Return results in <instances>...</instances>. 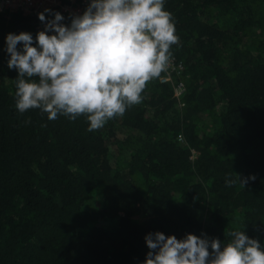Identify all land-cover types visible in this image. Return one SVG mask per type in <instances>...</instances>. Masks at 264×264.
<instances>
[{
	"label": "trees",
	"instance_id": "obj_1",
	"mask_svg": "<svg viewBox=\"0 0 264 264\" xmlns=\"http://www.w3.org/2000/svg\"><path fill=\"white\" fill-rule=\"evenodd\" d=\"M165 9L183 71L152 80L140 104L92 132L83 115L15 107L6 37L28 32L35 46L38 14L58 10L0 11V264H144L157 231L223 247L239 229L264 247V0ZM111 145L128 152L125 166L112 164ZM236 174L244 186L226 184Z\"/></svg>",
	"mask_w": 264,
	"mask_h": 264
},
{
	"label": "clouds",
	"instance_id": "obj_2",
	"mask_svg": "<svg viewBox=\"0 0 264 264\" xmlns=\"http://www.w3.org/2000/svg\"><path fill=\"white\" fill-rule=\"evenodd\" d=\"M38 16L45 29L37 33L35 46L28 32L6 37L8 68L18 72L15 107L20 113L39 109L49 120L86 116L89 132L140 104L147 85L168 69L172 46L180 42L165 0H90L70 25L61 23L59 12L48 20L44 12ZM247 180L236 174L226 184L244 186ZM229 236L221 247L219 239L206 235L177 239L149 233L144 264H264L258 240L239 229Z\"/></svg>",
	"mask_w": 264,
	"mask_h": 264
},
{
	"label": "built area",
	"instance_id": "obj_3",
	"mask_svg": "<svg viewBox=\"0 0 264 264\" xmlns=\"http://www.w3.org/2000/svg\"><path fill=\"white\" fill-rule=\"evenodd\" d=\"M90 0H0V11L20 12L23 15H33L45 9L56 8L64 17L61 23L70 25L75 15H82ZM49 19H52L51 17ZM45 29V22L38 23L35 30L38 33ZM184 69L181 60L173 56L168 69L159 77L161 83L171 82L173 74H180ZM184 90V83L179 82L174 87V95L179 98ZM180 139V138H179Z\"/></svg>",
	"mask_w": 264,
	"mask_h": 264
},
{
	"label": "rangeland",
	"instance_id": "obj_4",
	"mask_svg": "<svg viewBox=\"0 0 264 264\" xmlns=\"http://www.w3.org/2000/svg\"><path fill=\"white\" fill-rule=\"evenodd\" d=\"M183 82V81H182ZM203 124H202V130H208L211 124V118L209 115H205L203 118ZM194 157V154H193ZM128 159V152L126 150H120V147L117 145H111V151H110V160L113 165L115 166H125L126 161ZM100 224H104L105 222L100 220Z\"/></svg>",
	"mask_w": 264,
	"mask_h": 264
}]
</instances>
